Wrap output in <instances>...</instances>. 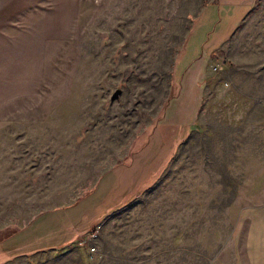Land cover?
Instances as JSON below:
<instances>
[{
    "label": "rangeland",
    "instance_id": "1",
    "mask_svg": "<svg viewBox=\"0 0 264 264\" xmlns=\"http://www.w3.org/2000/svg\"><path fill=\"white\" fill-rule=\"evenodd\" d=\"M250 8L208 65L194 130L154 181L111 210L138 179L128 171L63 221L103 216L97 231L4 264L234 260L242 209L264 201V0ZM222 14L215 0H0V241L129 162L173 96L181 50H211Z\"/></svg>",
    "mask_w": 264,
    "mask_h": 264
},
{
    "label": "crops",
    "instance_id": "2",
    "mask_svg": "<svg viewBox=\"0 0 264 264\" xmlns=\"http://www.w3.org/2000/svg\"><path fill=\"white\" fill-rule=\"evenodd\" d=\"M236 1L215 0L219 9L223 10V14L222 21L220 20L216 26L217 29L215 28V34L210 36L211 50H202L201 53H197L198 56L192 59L188 56V50H181L174 68L173 96L166 103L159 122L153 127L145 143L132 155L129 162L115 165L105 172L96 181L93 188L79 199V202L77 201L78 203L41 213L27 226L2 239L0 241V264L10 261L16 256L56 250L78 242L79 237L86 236L99 224L103 216L88 224L71 227V225H63V221L69 217L70 211L81 200L87 199L89 196L114 192L117 186L122 183L120 179L123 176L126 177L128 171L137 174L138 179L129 191L125 192L121 203L111 207V210L124 205L154 181L161 168L171 158L176 145L183 141L196 126L209 63L216 58V52L230 40L240 24L246 19L247 14L243 15L242 12L251 9L250 7L253 8L258 2V0H240L239 4H236ZM236 5L241 8L237 9ZM164 148H167V151L161 153ZM154 163H156L155 167ZM140 174L143 176L140 177ZM111 210H108L106 214ZM240 216L241 220L246 222L238 224L240 227H245L244 235L240 240V246L236 240V255L230 264H264V201L258 205L245 207Z\"/></svg>",
    "mask_w": 264,
    "mask_h": 264
},
{
    "label": "water",
    "instance_id": "3",
    "mask_svg": "<svg viewBox=\"0 0 264 264\" xmlns=\"http://www.w3.org/2000/svg\"><path fill=\"white\" fill-rule=\"evenodd\" d=\"M121 91L120 90H116L113 92V94L111 95V100H115L116 98H118V96L120 95Z\"/></svg>",
    "mask_w": 264,
    "mask_h": 264
},
{
    "label": "built area",
    "instance_id": "4",
    "mask_svg": "<svg viewBox=\"0 0 264 264\" xmlns=\"http://www.w3.org/2000/svg\"><path fill=\"white\" fill-rule=\"evenodd\" d=\"M99 228V226H97L95 229L97 231V229ZM89 239H94L96 237L95 233H90L88 236H87Z\"/></svg>",
    "mask_w": 264,
    "mask_h": 264
}]
</instances>
